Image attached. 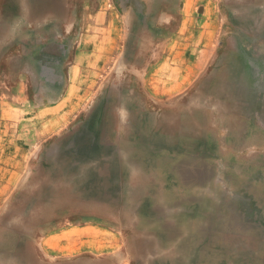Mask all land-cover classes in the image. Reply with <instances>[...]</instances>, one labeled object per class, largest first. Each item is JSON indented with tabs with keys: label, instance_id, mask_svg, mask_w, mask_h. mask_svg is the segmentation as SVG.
I'll use <instances>...</instances> for the list:
<instances>
[{
	"label": "rangeland",
	"instance_id": "obj_1",
	"mask_svg": "<svg viewBox=\"0 0 264 264\" xmlns=\"http://www.w3.org/2000/svg\"><path fill=\"white\" fill-rule=\"evenodd\" d=\"M0 264H264V0H0Z\"/></svg>",
	"mask_w": 264,
	"mask_h": 264
},
{
	"label": "crops",
	"instance_id": "obj_2",
	"mask_svg": "<svg viewBox=\"0 0 264 264\" xmlns=\"http://www.w3.org/2000/svg\"><path fill=\"white\" fill-rule=\"evenodd\" d=\"M46 23H39L38 25H45V33H40L42 29H35V33L31 35V45L30 51H36V57L39 55L42 57H54L58 61L57 65L60 67L58 73L61 74V80L58 85L53 86L52 88L58 90H66L70 88V40L71 35L68 30L69 26H80V23L75 25H70L69 20L57 19V18H48L45 21ZM85 25V23L83 24ZM37 26V25H36ZM76 38H73V42H76V58L85 56L86 52V42L87 34L85 31L78 30ZM73 36V35H72ZM26 40L16 41L13 45L14 55H20L23 57L27 51V45L25 44ZM43 55V56H42ZM10 57H7V59ZM72 65H75L73 62ZM79 66V65H78ZM25 72L21 71L20 75L17 77L16 83H24Z\"/></svg>",
	"mask_w": 264,
	"mask_h": 264
},
{
	"label": "bare ground",
	"instance_id": "obj_3",
	"mask_svg": "<svg viewBox=\"0 0 264 264\" xmlns=\"http://www.w3.org/2000/svg\"><path fill=\"white\" fill-rule=\"evenodd\" d=\"M219 76V75H218ZM213 84V83H212ZM168 133V132H167ZM89 149V148H88ZM110 151V150H109ZM126 160V159H125ZM73 188V187H72ZM28 189V188H27ZM31 189V188H30ZM46 189V188H45ZM34 190V189H33ZM34 192V191H33ZM92 202V201H91ZM102 202V201H101ZM92 208V207H91ZM79 210V209H78Z\"/></svg>",
	"mask_w": 264,
	"mask_h": 264
}]
</instances>
